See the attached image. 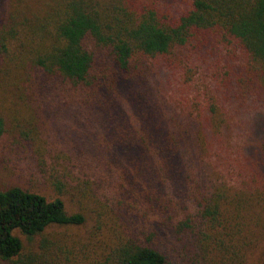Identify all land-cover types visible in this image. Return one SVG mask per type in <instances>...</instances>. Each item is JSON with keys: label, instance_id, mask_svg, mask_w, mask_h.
<instances>
[{"label": "trees", "instance_id": "obj_1", "mask_svg": "<svg viewBox=\"0 0 264 264\" xmlns=\"http://www.w3.org/2000/svg\"><path fill=\"white\" fill-rule=\"evenodd\" d=\"M27 7L0 14V141L28 149L30 169L58 196L22 184L0 189V260L68 259L46 231L82 225L89 212L94 225L79 252L92 264H170L173 251L197 235L199 221L213 222L222 207L192 163L224 135L225 107L205 95L186 99L179 115L162 111L139 127L108 116L120 94L157 71L189 85V60L217 38L239 54L235 91H263L264 0H185L176 9L157 0ZM67 105L103 124L106 118L100 142L67 151L42 146V111ZM260 153L264 159V140ZM244 184L264 194L255 176ZM61 196L81 210L68 213ZM37 238L39 251L26 248ZM230 251L231 264L244 263V250Z\"/></svg>", "mask_w": 264, "mask_h": 264}, {"label": "rangeland", "instance_id": "obj_2", "mask_svg": "<svg viewBox=\"0 0 264 264\" xmlns=\"http://www.w3.org/2000/svg\"><path fill=\"white\" fill-rule=\"evenodd\" d=\"M48 1L0 0V14L3 17L7 11L20 13L22 9L29 12L27 6L43 5ZM157 1L176 9L185 0ZM231 49L232 44L220 42L218 38L210 40L196 49L195 59L188 62L191 69L189 85L184 86L175 77L157 71L152 79L120 94L117 110L108 116L110 121H119L121 126L134 124L139 127L150 124L155 114L162 111L179 115L181 107L187 105L186 99L205 95L216 96L219 104L225 107L228 126L224 135L219 140H212L208 153L205 155L200 151V158L192 163L199 184L210 196L218 198L222 207L213 222L199 221L197 235L173 251L170 264H221L222 261V264H231L234 254L230 249L233 252L244 250L243 264H260L264 258V194L256 190V184H244L255 176L260 190L264 191V159L260 153L264 140V90L252 87L246 93L235 91L233 85L238 79L235 75L242 64L239 66V54ZM221 81L228 87L222 86ZM85 115L75 114L70 105L59 106L55 112L43 110L39 126L42 146L67 151L70 148L85 149L95 140L100 142L108 121L104 117L106 122L103 124L93 115ZM6 120L10 128V120ZM14 133L11 131L10 134ZM29 157L28 149L18 144L11 148L5 140L0 141V189L22 184L36 186L49 196H58L46 185L45 178L30 169L33 165ZM61 197L68 213L81 210L75 201ZM187 201L191 203L190 199ZM86 215L87 220L82 225L54 226L46 231L51 240L65 247L69 258L62 256L56 262L44 259L37 264H92L79 252L94 225V215L89 212ZM37 243L38 238L31 245L27 243L26 248L39 251ZM224 246L229 248L227 252L223 251ZM0 264L7 263L0 260Z\"/></svg>", "mask_w": 264, "mask_h": 264}]
</instances>
